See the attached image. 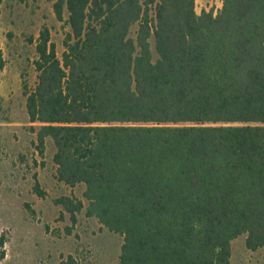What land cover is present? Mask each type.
<instances>
[{"label": "trees", "instance_id": "trees-1", "mask_svg": "<svg viewBox=\"0 0 264 264\" xmlns=\"http://www.w3.org/2000/svg\"><path fill=\"white\" fill-rule=\"evenodd\" d=\"M50 1L70 32L61 57L40 32L26 110L57 182L85 188L54 203L120 236L118 264L264 248V0Z\"/></svg>", "mask_w": 264, "mask_h": 264}, {"label": "rangeland", "instance_id": "rangeland-1", "mask_svg": "<svg viewBox=\"0 0 264 264\" xmlns=\"http://www.w3.org/2000/svg\"><path fill=\"white\" fill-rule=\"evenodd\" d=\"M221 8L220 0H196V11ZM43 29L61 57L70 32L67 15L58 21L50 0H2L0 48L5 66L0 71V264H60L72 256L80 264H118L122 238L102 229L95 219L68 213L54 203L61 196L83 198L84 185L70 188L55 179L54 150L36 151L33 124L26 110L25 87L37 83L34 62ZM137 26L132 27L135 37ZM38 183L44 193L39 196ZM232 264H264V248L250 251L245 238L232 241Z\"/></svg>", "mask_w": 264, "mask_h": 264}]
</instances>
